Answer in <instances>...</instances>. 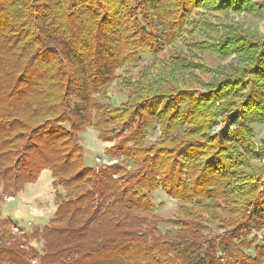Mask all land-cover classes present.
<instances>
[{
    "label": "trees",
    "instance_id": "1",
    "mask_svg": "<svg viewBox=\"0 0 264 264\" xmlns=\"http://www.w3.org/2000/svg\"><path fill=\"white\" fill-rule=\"evenodd\" d=\"M245 13L264 0H0V264H264V33L227 22ZM87 128L114 163L88 164ZM45 171L52 217L13 232L1 204Z\"/></svg>",
    "mask_w": 264,
    "mask_h": 264
},
{
    "label": "rangeland",
    "instance_id": "2",
    "mask_svg": "<svg viewBox=\"0 0 264 264\" xmlns=\"http://www.w3.org/2000/svg\"><path fill=\"white\" fill-rule=\"evenodd\" d=\"M229 23H237L241 28L248 32L264 33V22L259 15L245 13L242 15H230L227 19ZM230 59L220 61L226 64ZM258 133L256 141L264 138V127L256 128ZM156 133H151L150 139L154 140ZM83 146L90 152L88 164L100 165L102 163H114V160L108 156L106 149L112 143L101 142L97 139V134L92 128H87L80 136ZM51 177L48 171L43 172L39 180L33 184L27 185L18 197H8L1 204V211L4 217L11 216L8 214L13 211L12 219L16 223V227H20L25 231H30L33 227H41L47 223L52 217L55 206L53 204V190L51 186ZM155 202L156 212L162 216L169 217L174 213L175 202L156 192ZM161 203V204H159ZM30 244L39 246L34 241ZM35 261H31L34 263Z\"/></svg>",
    "mask_w": 264,
    "mask_h": 264
},
{
    "label": "built area",
    "instance_id": "3",
    "mask_svg": "<svg viewBox=\"0 0 264 264\" xmlns=\"http://www.w3.org/2000/svg\"><path fill=\"white\" fill-rule=\"evenodd\" d=\"M12 231H13V232H16V233H18V232L20 233V231H19V228H18V227H13V228H12Z\"/></svg>",
    "mask_w": 264,
    "mask_h": 264
}]
</instances>
